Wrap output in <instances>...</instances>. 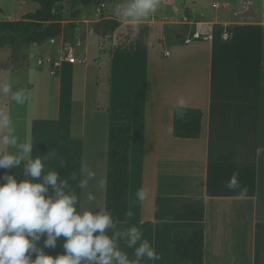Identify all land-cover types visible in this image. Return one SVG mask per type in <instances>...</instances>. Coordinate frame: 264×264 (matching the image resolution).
Here are the masks:
<instances>
[{
    "label": "crops",
    "instance_id": "crops-1",
    "mask_svg": "<svg viewBox=\"0 0 264 264\" xmlns=\"http://www.w3.org/2000/svg\"><path fill=\"white\" fill-rule=\"evenodd\" d=\"M26 6L27 0H0V21H17L38 9L32 1L23 12ZM115 12L106 10V0L88 5L76 21L74 40L30 45L39 48L37 57L20 44L12 55L10 48L1 49L0 83L11 82L14 90L23 85L37 93L38 102L28 94L20 106L0 93V107L24 114H11L17 135L32 142L33 156L53 157L49 166L76 187L78 208L90 206L89 193L95 207L104 208L108 123L131 124L128 218L117 228L152 224L158 256L152 264H172L173 229L203 230L204 264H264V6L257 13L233 8L196 20L188 10L178 20L161 9L148 21L121 20ZM101 20L120 25L102 38L92 28ZM193 35L199 39L185 44ZM92 36L98 51L108 52L106 61L98 54L88 60ZM180 38L183 54H158L161 43ZM82 44L76 59L72 48ZM200 62L203 88L196 85ZM180 99L202 110L198 140L171 136V107ZM88 169L95 178L83 185ZM234 174L240 187L229 190ZM140 189L147 192L143 201L137 198ZM120 247L135 259L124 240ZM62 252L58 244L53 257Z\"/></svg>",
    "mask_w": 264,
    "mask_h": 264
},
{
    "label": "clouds",
    "instance_id": "clouds-1",
    "mask_svg": "<svg viewBox=\"0 0 264 264\" xmlns=\"http://www.w3.org/2000/svg\"><path fill=\"white\" fill-rule=\"evenodd\" d=\"M159 4L160 0H119L115 11L123 19L139 21L155 13ZM0 93L10 95L16 105L28 100L27 89L14 90L11 82L0 83ZM183 106L180 99L176 109L181 115ZM32 152V142L21 141L17 135L11 114L0 110V169L21 168L23 177L0 176V264H140L144 259H158L140 229H118V221L108 208L95 207L93 193L87 195L90 206L78 208L77 195L55 166H49L53 157L33 156ZM94 178L95 172L88 169L82 184ZM226 187H240L236 174ZM245 193L246 189L240 190L241 196ZM146 196L145 189L138 190V200ZM121 240L134 249L135 259L121 249ZM58 244L63 252L55 257L44 251Z\"/></svg>",
    "mask_w": 264,
    "mask_h": 264
},
{
    "label": "trees",
    "instance_id": "trees-1",
    "mask_svg": "<svg viewBox=\"0 0 264 264\" xmlns=\"http://www.w3.org/2000/svg\"><path fill=\"white\" fill-rule=\"evenodd\" d=\"M38 5L33 13L22 16L17 21H0V50L13 47L36 45L61 38L64 43L74 40L76 21L85 7L97 0H68L69 16L65 23L64 7L66 0H32ZM117 20H101L92 25L96 34L102 38L110 37L119 27ZM176 104L171 107V136L180 140H198L202 131V110L183 106L179 114ZM131 124L110 122L107 127V158L105 178L104 208H108L118 223L128 218V190L130 169ZM15 174L21 176V168L0 169V176ZM76 194V187L67 182ZM143 238L153 246V228L150 222L141 225ZM172 264H204V232L202 229H173L170 233ZM43 246V237L38 243ZM46 254L53 256V248H45ZM31 258H35V254ZM140 264H152L142 260Z\"/></svg>",
    "mask_w": 264,
    "mask_h": 264
},
{
    "label": "rangeland",
    "instance_id": "rangeland-1",
    "mask_svg": "<svg viewBox=\"0 0 264 264\" xmlns=\"http://www.w3.org/2000/svg\"><path fill=\"white\" fill-rule=\"evenodd\" d=\"M119 2V0H106V10H108L109 12L114 11L116 4ZM28 6H26L23 10V12H28L30 10L32 1L31 0H27ZM228 4V8L224 7V4ZM216 5H218V7H216ZM264 6V0H160V4H159V8L158 10L153 13V14H160L161 9L162 10H167L169 11L171 14H173V18L175 19H180L183 17L184 15V11L188 10L189 13L191 14V20H196V19H212L215 14H219L222 15L223 13L226 12L227 9H233V8H237L238 11L241 10V12H245L247 13L249 10L255 13H257V11L262 8ZM178 10V13L174 12V9ZM105 11V10H104ZM249 13V12H248ZM115 17L120 18L121 20H125L122 17H120L116 12L114 13ZM150 16L142 18L141 21H148L150 20ZM246 16L248 17H252L251 14H246ZM185 37V36H184ZM185 40V39H184ZM201 41H203V39H200ZM87 43L89 45V55L87 56L88 60H90L94 55V54H98V56L100 57V59L102 61H106L108 58V52H104V51H98L97 48V38L95 36L92 37H88L87 38ZM55 46V45H54ZM23 47L24 49H26L30 54L34 55V56H38L39 55V48L36 47H29V46H23L21 45L20 48ZM183 38L177 39V40H173V41H169L168 39L166 40V42L161 43V45L159 46L157 52L158 54H160L162 56V54L166 51H173V49H179L177 50L175 53L177 54H183ZM19 48V44L14 45L13 47H10V54L12 55L13 52L17 53V49ZM84 45H80L77 47H73V57L74 58H78L79 56H81L82 51H83ZM110 50V49H109ZM182 52V53H179ZM175 55V54H173ZM34 64L29 63V68L31 70H34ZM186 64L184 63V67H180V69L185 68ZM166 71H172V67H170L169 69H167ZM181 75H183V70L180 71ZM196 74H197V80H196V85L200 86L201 88H203L204 86V76H205V68H204V63L200 62L198 64H196ZM32 81V80H31ZM181 81H185L184 78L181 76ZM17 88H25L23 85H19V87ZM37 92V91H36ZM29 96H32L35 99V102H38V100L36 99L37 97V93L32 94V92L28 91ZM53 97L54 94H52V96H49V100H48V104L50 106V110L49 112L52 113L53 111ZM15 104V103H14ZM12 109V107H11ZM0 110H3L6 112V110L2 109L0 107ZM16 114L12 113L11 114L14 118L17 117H24V114L19 115V111H15ZM18 112V113H17ZM21 113V112H20ZM18 115V116H17Z\"/></svg>",
    "mask_w": 264,
    "mask_h": 264
},
{
    "label": "built area",
    "instance_id": "built-area-1",
    "mask_svg": "<svg viewBox=\"0 0 264 264\" xmlns=\"http://www.w3.org/2000/svg\"><path fill=\"white\" fill-rule=\"evenodd\" d=\"M197 39H199V36H197V35H193L192 37H191V39H187V40H185L184 41V43L185 44H187L189 41H191V40H197ZM68 61L70 62V63H74L75 62V60H74V58L72 57V56H68ZM81 61H79V63H80Z\"/></svg>",
    "mask_w": 264,
    "mask_h": 264
}]
</instances>
